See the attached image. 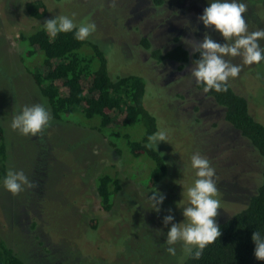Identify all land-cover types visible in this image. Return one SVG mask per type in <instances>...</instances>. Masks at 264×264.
Returning <instances> with one entry per match:
<instances>
[{"label": "rangeland", "instance_id": "1", "mask_svg": "<svg viewBox=\"0 0 264 264\" xmlns=\"http://www.w3.org/2000/svg\"><path fill=\"white\" fill-rule=\"evenodd\" d=\"M32 1L45 5V19L68 16L77 28L94 22L96 30L87 39L104 51L111 78L134 74L145 79L144 106L157 117L158 130L168 132L167 142L156 149L167 165L166 177L155 188L165 195L159 212L148 200L153 190L144 186L153 163L145 156L131 158L122 139L138 141L144 133L141 124L123 128L121 141L109 140L91 128L93 120L78 115L65 122L51 119L35 137L10 127L23 106L43 103L50 113L30 74L32 69L43 72L38 57L27 58V44L18 41L20 32L27 34L43 21L27 13ZM209 2L165 0L156 8L151 0H116L113 8L110 0H0V125L6 167L23 170L36 184L18 195L0 185V238L26 264H181L187 257L182 243L172 246L176 255L166 251L171 224L164 225L163 218L171 214L173 223L184 221L187 188L197 179L191 166L195 153L215 169L221 208L217 224L244 208L260 181L252 147L198 87L188 72L192 65L180 69L172 61L157 63L140 45L146 37L155 49L181 44L192 52L184 41H202L205 33L226 43L197 20ZM240 2L248 7L249 32L264 29V0ZM259 44L264 48V39ZM225 59L241 67L228 84L246 97L250 114L264 125V60L246 65L239 56ZM115 118L111 125L117 128ZM105 171L116 173L121 184L110 212L101 209L96 191V179Z\"/></svg>", "mask_w": 264, "mask_h": 264}, {"label": "trees", "instance_id": "2", "mask_svg": "<svg viewBox=\"0 0 264 264\" xmlns=\"http://www.w3.org/2000/svg\"><path fill=\"white\" fill-rule=\"evenodd\" d=\"M151 1L157 8L165 0ZM26 11L32 18L43 21L27 34L20 32L18 41L27 44V58L38 57L36 63L43 72L32 69L30 74L48 103L52 119L65 122L66 118L78 115L82 120H93L91 128L109 140L120 141L123 128L141 124L144 133L138 141L130 137L122 139L131 158L145 156L153 163V168L146 173L144 186L148 190L157 188L167 175V165L157 150L145 147L147 137L157 132L159 125L157 117L144 106L145 79L134 74L111 78L105 53L94 41L77 40L75 29L59 33L53 39L43 25L47 15L45 5L32 1L26 4ZM140 45L157 63L172 61L180 69L199 59V53L190 52L181 44L168 50L155 49L146 37H142ZM198 87L203 90L204 84L199 83ZM205 93L223 110L225 122L252 147L261 166L260 181L244 208L218 224L221 231L218 240L205 247L199 259L187 255L181 264H264V260L255 258V244L251 239L254 231L264 235V125L250 114L246 97L236 93L229 84L227 91ZM115 115L117 128L111 125ZM6 160L0 125V185L7 173ZM96 191L101 209L110 212L121 191L116 173L100 174L96 179ZM0 264L26 263L0 238Z\"/></svg>", "mask_w": 264, "mask_h": 264}, {"label": "clouds", "instance_id": "3", "mask_svg": "<svg viewBox=\"0 0 264 264\" xmlns=\"http://www.w3.org/2000/svg\"><path fill=\"white\" fill-rule=\"evenodd\" d=\"M110 6L116 7V0H110ZM248 7L240 0H210L209 6L204 8L203 14L197 20L203 25L219 32L226 43L214 41L207 33L202 41L185 40L193 53H199V59L192 62L188 69L190 75L197 83L204 84V92L215 90L227 91L228 81L239 75L241 67L226 60L225 57H242L246 65L260 63L264 60V48L259 41L264 39V29L249 32L245 19ZM74 15V14H73ZM47 34L55 38L59 33L73 32L79 41L87 39L96 30L94 22H82L77 28L73 19L68 16H56L46 19L43 23ZM195 31V29H193ZM52 117L43 103L23 106L18 114L14 115L10 127L20 134L35 137L42 134L50 126ZM146 148L156 151L160 142H167L168 132L160 129L147 137ZM191 166L196 170L192 186L187 188L188 206L183 208L184 221L173 223L174 216L168 214L163 218V224H171L167 232L166 243L169 247L166 251L170 255H176L173 245L182 243L184 252L195 259L202 256L203 250L215 243L221 236L220 228L216 222L219 199L215 198L218 188L214 179L215 169L210 161L200 153L191 156ZM3 186L13 195H18L25 188H35L23 170L9 169L3 179ZM165 195L154 189L148 196L152 208L159 212ZM171 213V210H168ZM255 244L254 256L257 260H264V235L254 231L251 236ZM195 249V251H194Z\"/></svg>", "mask_w": 264, "mask_h": 264}, {"label": "flooded vegetation", "instance_id": "4", "mask_svg": "<svg viewBox=\"0 0 264 264\" xmlns=\"http://www.w3.org/2000/svg\"><path fill=\"white\" fill-rule=\"evenodd\" d=\"M205 95H206V93H205ZM208 97V96H207ZM209 98V97H208ZM212 99V98H211ZM212 101H213V99H212ZM214 102V101H213Z\"/></svg>", "mask_w": 264, "mask_h": 264}]
</instances>
